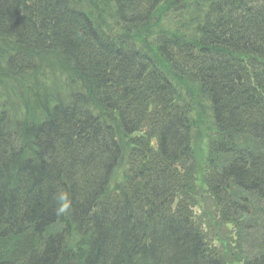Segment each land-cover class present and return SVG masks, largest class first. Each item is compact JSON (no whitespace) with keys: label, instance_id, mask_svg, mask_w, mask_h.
Listing matches in <instances>:
<instances>
[{"label":"trees","instance_id":"trees-1","mask_svg":"<svg viewBox=\"0 0 264 264\" xmlns=\"http://www.w3.org/2000/svg\"><path fill=\"white\" fill-rule=\"evenodd\" d=\"M0 90V264H264V0H0Z\"/></svg>","mask_w":264,"mask_h":264},{"label":"clouds","instance_id":"clouds-1","mask_svg":"<svg viewBox=\"0 0 264 264\" xmlns=\"http://www.w3.org/2000/svg\"><path fill=\"white\" fill-rule=\"evenodd\" d=\"M54 208L56 214L65 215L72 211V200L67 191L59 190L53 196Z\"/></svg>","mask_w":264,"mask_h":264},{"label":"bare ground","instance_id":"bare-ground-1","mask_svg":"<svg viewBox=\"0 0 264 264\" xmlns=\"http://www.w3.org/2000/svg\"><path fill=\"white\" fill-rule=\"evenodd\" d=\"M16 61V60H15ZM36 66H40V65H38V64H36ZM41 67V69H42V66H40ZM32 68H34V67H32ZM34 85V84H33ZM38 85H40V86H42L41 84H38ZM57 89V88H56ZM60 90V89H59ZM0 92H1V90H0ZM8 100H10V98H8ZM19 104H21L20 103V101H19ZM37 110L36 111H38L39 113L40 112H42V110H41V108H39V107H37L36 108ZM253 156H255L254 158H262L260 155H258V154H256V155H253ZM236 159V163L238 162V161H240L241 159H246V161H249V162H251V159H249V157H240V158H235ZM230 179L231 180H233V177H230Z\"/></svg>","mask_w":264,"mask_h":264},{"label":"rangeland","instance_id":"rangeland-1","mask_svg":"<svg viewBox=\"0 0 264 264\" xmlns=\"http://www.w3.org/2000/svg\"><path fill=\"white\" fill-rule=\"evenodd\" d=\"M1 93V92H0Z\"/></svg>","mask_w":264,"mask_h":264}]
</instances>
